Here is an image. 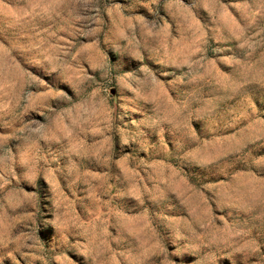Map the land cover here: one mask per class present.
Instances as JSON below:
<instances>
[{
	"label": "rangeland",
	"instance_id": "rangeland-1",
	"mask_svg": "<svg viewBox=\"0 0 264 264\" xmlns=\"http://www.w3.org/2000/svg\"><path fill=\"white\" fill-rule=\"evenodd\" d=\"M0 264H264V0H0Z\"/></svg>",
	"mask_w": 264,
	"mask_h": 264
}]
</instances>
